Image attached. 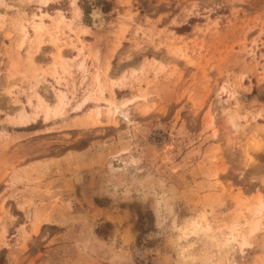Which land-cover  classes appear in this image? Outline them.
I'll return each instance as SVG.
<instances>
[{"label":"rangeland","instance_id":"1","mask_svg":"<svg viewBox=\"0 0 264 264\" xmlns=\"http://www.w3.org/2000/svg\"><path fill=\"white\" fill-rule=\"evenodd\" d=\"M0 264H264V0H0Z\"/></svg>","mask_w":264,"mask_h":264},{"label":"bare ground","instance_id":"2","mask_svg":"<svg viewBox=\"0 0 264 264\" xmlns=\"http://www.w3.org/2000/svg\"><path fill=\"white\" fill-rule=\"evenodd\" d=\"M35 17H37L36 15H33V17H32V20H34V18ZM34 22V21H33ZM44 23H43V20L42 19H39V21L38 22H34V27H35V29H36V31L38 30L39 31V29L41 28L42 29V25H43ZM22 29H23V27H22ZM40 29V30H41ZM22 31V30H21ZM62 100H63V96L62 95H59L58 96V101H57V103H56V105H55V107H53L52 109L53 110H49V106L48 107H45V111H44V113H45V116H47L50 112H52V113H56L57 112V110H58V108H59V106L62 104ZM41 104V103H40ZM123 106H125V105H122L121 107H123ZM121 107H115L114 108V111L112 110V113L114 112L115 113V115H122V116H126V114H127V108L126 107H123V108H121ZM114 115V116H115ZM20 116H23V115H20ZM49 116V115H48ZM127 117V116H126ZM116 119V118H115ZM117 120V119H116ZM231 125L233 126V127H235L236 126V124L234 123V122H232L231 121Z\"/></svg>","mask_w":264,"mask_h":264}]
</instances>
